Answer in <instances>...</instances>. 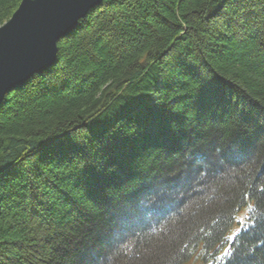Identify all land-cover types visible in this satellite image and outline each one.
I'll return each instance as SVG.
<instances>
[{
    "label": "trees",
    "instance_id": "1",
    "mask_svg": "<svg viewBox=\"0 0 264 264\" xmlns=\"http://www.w3.org/2000/svg\"><path fill=\"white\" fill-rule=\"evenodd\" d=\"M57 49L0 105V264H264V0H103Z\"/></svg>",
    "mask_w": 264,
    "mask_h": 264
},
{
    "label": "water",
    "instance_id": "2",
    "mask_svg": "<svg viewBox=\"0 0 264 264\" xmlns=\"http://www.w3.org/2000/svg\"><path fill=\"white\" fill-rule=\"evenodd\" d=\"M103 0H22L0 26V105L4 97L51 68L57 44Z\"/></svg>",
    "mask_w": 264,
    "mask_h": 264
},
{
    "label": "bare ground",
    "instance_id": "3",
    "mask_svg": "<svg viewBox=\"0 0 264 264\" xmlns=\"http://www.w3.org/2000/svg\"><path fill=\"white\" fill-rule=\"evenodd\" d=\"M21 3V2H20Z\"/></svg>",
    "mask_w": 264,
    "mask_h": 264
}]
</instances>
